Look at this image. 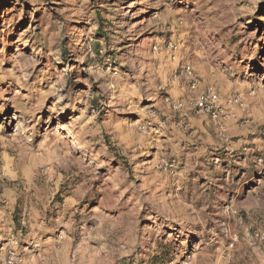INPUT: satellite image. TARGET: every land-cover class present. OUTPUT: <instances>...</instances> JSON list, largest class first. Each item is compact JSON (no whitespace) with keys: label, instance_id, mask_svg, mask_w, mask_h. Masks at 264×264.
Returning <instances> with one entry per match:
<instances>
[{"label":"clouds","instance_id":"obj_1","mask_svg":"<svg viewBox=\"0 0 264 264\" xmlns=\"http://www.w3.org/2000/svg\"><path fill=\"white\" fill-rule=\"evenodd\" d=\"M68 2L73 3L74 0ZM144 2L148 3V0ZM173 2L174 0H155L156 7H164L159 18L172 17L169 22L177 25V36L171 49L164 51L162 41L156 44V48L163 51V60L154 51H144L142 48H130L123 55L114 56L117 64L115 68L109 64V57L101 60L97 52L101 55L105 52L120 53L121 48L118 46L130 38L128 33L132 31L131 28L125 31L123 24L104 15L101 11L104 7L102 0L96 11L100 12L105 23L113 20L114 24L104 37L94 38L101 21L97 18L96 11H93L86 21L90 25L86 30L65 31L64 24H57L54 36L48 40L39 39L38 42L47 52L42 51L37 56L48 55L52 58L48 70L36 72V65L40 61L33 59L27 65L31 71L21 70L23 74L19 79L22 87L28 89L40 103L23 108V123H18L14 134L0 135V171L8 159H11L17 172L22 173L26 157L52 161V167L57 174L74 164L83 172V183H77L62 193L65 199L81 200L91 190V181L99 180L100 190L104 192L109 203L118 202L125 192L131 191L135 194L137 209L145 203L153 205L158 212L161 205L167 207L169 211L161 214L181 225L177 231L186 237L194 234L190 240H181L179 235L175 237L172 241L173 251L167 255V264H221V261L223 264H264V176L257 177L260 181L259 187L253 184L250 188L242 187L240 182L221 186L211 177L203 188H190L187 184V173L195 166L193 157L205 153L207 148L199 143V139L195 149L186 142L181 147V134L188 131L190 117L195 116L199 120L205 111L201 109V112H194L197 103L206 102L207 111L215 106L210 94L213 85H206L208 91L200 90L194 65L218 60L221 53L214 47L209 48L207 38L201 39L200 36L196 37L198 44L193 49L186 39L189 32L184 30V21L176 20L171 9ZM89 4L90 0H82L79 7L64 9L65 21L74 16L82 17L84 11L89 9ZM197 19L191 18L188 28L200 33L206 32L208 29L204 22L197 23ZM47 35L45 30L42 36ZM65 37L66 45L63 43ZM148 47L151 48V45ZM193 52L201 53L202 59L197 60ZM213 52L216 53L215 56ZM62 59L78 60L79 63L63 67L57 64L61 70H54L53 61L60 62ZM220 63L222 61L215 65L217 75L231 79L232 71L221 70ZM160 64L164 65L163 78L159 75ZM121 66L127 72H121ZM79 84L86 85V90L77 88ZM161 88L168 93L166 97L160 94ZM219 91V87H216L217 94ZM239 91V86H235L232 95L235 96ZM256 91L264 94V88L259 86H256ZM49 96L55 97L51 111L59 113L70 108L74 115H78L66 127L58 125L54 129H44L41 132L35 129L33 120L36 111ZM81 104L83 107L78 108L77 105ZM101 112L104 113L103 117H100ZM129 112L136 113L138 119L122 115ZM227 115L226 111L217 107L212 113V120L207 121L206 117L205 120L220 132L221 117ZM176 116L180 117L179 122L174 119ZM61 128H65V131L62 132ZM161 136L167 139L161 141ZM223 139L225 137L222 135L217 136V142ZM97 145L100 146L99 149ZM149 147L161 149L151 168L136 163V158L146 153ZM185 149L189 151L186 152ZM102 156L106 157V161L100 159ZM118 156L121 158L120 166L113 169L111 162ZM124 160L128 162V167L124 166ZM170 160L172 163H167ZM185 161L188 162L187 165L181 168ZM101 167L108 169L107 174L99 173ZM248 167L250 170L259 168L264 172V162H252ZM47 171V165L36 169L34 177L42 178L46 182ZM154 171L159 172L160 178L157 182L146 183L144 186L136 183L137 179H145L144 173L148 174L150 180ZM25 184V178L21 175L18 184L13 187L19 188ZM24 191H27V187ZM165 192L171 195L165 196ZM17 194L20 195L19 192ZM241 201L252 205L250 220L246 223L233 214L234 207L241 206ZM150 214L151 209L146 212V215ZM0 218L7 220V217ZM91 219L88 211L75 206L64 208L54 205L53 219L47 224L41 221L34 225L32 233L26 238L27 243L33 246V252L20 249L18 241L23 237L13 236L11 229L5 227V235H0V239H9V244L0 249V264H79L75 251L71 258L67 253L72 250L78 228ZM163 227L162 222L156 225L153 235H149L147 239L142 238V243L149 246L145 251L151 250V243ZM253 227L256 228L254 234L249 231ZM50 230H53V236L44 240L42 233ZM81 236L87 238V229ZM176 241L180 243L177 244ZM189 242L197 245L195 257L185 254V246ZM215 245H218V251L215 247H210ZM160 254H165L163 248L160 249Z\"/></svg>","mask_w":264,"mask_h":264},{"label":"rangeland","instance_id":"obj_2","mask_svg":"<svg viewBox=\"0 0 264 264\" xmlns=\"http://www.w3.org/2000/svg\"><path fill=\"white\" fill-rule=\"evenodd\" d=\"M81 2L82 0H74L73 3H69L68 0H0V129H2L0 135L14 134L18 123H23V108L40 103L28 89L22 87L19 79L23 74L21 70L31 71L27 65L33 59L40 61L36 65V72L48 70L52 58L48 55L37 56V53L47 52L38 40H48L54 36L57 24H64L65 31L71 29L73 32L90 27L86 21L91 13L99 8L101 0H90L89 9L84 11L82 17L74 16L68 21L64 19L66 14L64 9L77 8ZM102 3L104 7L101 11L105 16H110L116 23L123 24L125 31L129 28L132 31L128 33L130 38L125 39L118 46L121 48L120 53L105 52L101 55L97 52L101 60L103 57H109V64L115 68L117 64L113 57L123 55L130 48L151 50L159 59H164L163 51L157 49L156 44L162 41L164 51L171 49L177 36L175 31L177 25L169 22L172 17L159 18L164 11L163 5L156 7L155 0H148V3L144 0H102ZM171 9L175 13L176 20L184 21V30L189 32L186 39L193 49L198 44L196 37L200 36L201 39L207 38L209 48L214 47L221 53L218 60L194 65V71L200 81V90L208 91L206 85L209 84L213 85L211 90L215 92L216 87H219L218 94L222 102H225L232 96L234 87L238 85L240 91L236 95L242 96L245 101L244 108L237 106L226 108L228 113L226 133L225 136L222 135L225 139L220 142H217L220 132H217L210 123H206L205 117L207 121H211L209 116L201 114L199 120L195 116L189 118L188 131L181 134V147L186 142L195 149L199 139V143L205 145L207 151L193 157L195 166L187 173V184L190 188H203L211 177L221 186L225 183L240 182L244 188H250L253 184L259 187L260 181L257 177L264 176V172L259 168L250 170L248 164L264 162V144H261V141H264V94H258L256 91V86L264 88V0H174ZM96 15L101 23L94 38L100 39L114 24L113 20L105 23L99 11H96ZM193 17L198 18L197 23L203 21L208 30L200 33L195 29H189L188 24ZM45 30L48 35L42 36ZM63 43L67 44V37ZM149 45L151 48L148 47ZM192 54L197 60L202 59L201 53ZM213 55L215 56L216 53L213 52ZM220 61H222L221 70L232 71L231 79L217 75L215 65ZM76 63L79 61L62 59L60 62L53 61L52 67L60 71L61 68L57 64L63 67ZM160 68L159 75L163 78L164 65L160 64ZM120 70L127 72L122 66ZM86 87L82 84L77 85L80 89L86 90ZM160 94L165 97L168 95L163 88ZM54 103L55 97L49 96L36 111L33 120L36 130L42 132L44 129H54L58 125L66 127L78 115V113L74 115L70 108L59 113L53 112L51 109ZM77 107L82 108L83 105ZM193 111L197 112L196 108ZM103 115L104 113L101 112L100 117ZM122 115L137 117L134 112ZM100 117L97 119L100 120ZM174 119L179 122L180 117L176 116ZM253 121L256 123L253 124ZM61 131H65V128H61ZM160 139L163 141L167 137L161 136ZM96 147L99 149L100 146ZM244 149H253V151H244ZM160 150V147H149L146 153L136 158V163L151 168L156 163ZM185 151L189 150L185 149ZM77 156L79 157V154ZM100 159L106 161V157L102 156ZM120 162L121 158L118 156L117 159L112 160L111 167L113 169L119 167ZM123 163L128 167L126 160ZM167 163L171 164L172 161ZM187 163L185 161L181 164V168ZM45 165L48 166L46 182L42 178L34 177V170ZM98 171L103 175L107 174L108 169L101 167ZM21 175L25 178L26 184L14 188ZM82 176L83 172L78 165L70 164L57 174L56 169L52 167V161L39 157L36 159L26 157L23 171L18 173L14 162L8 159L0 171V217H7L6 221L0 218V235H5L3 232L5 227L11 229L13 236L23 237L18 241V247L33 252V246L27 243L26 238L32 233L34 225L40 224L41 221L47 224L53 219L54 205L64 208L75 206L88 211L92 216L86 225L78 228L72 250L67 253L71 258L75 251L79 257V264H153V261L155 264H167V255L173 251L172 241L175 237L179 235L181 240H190L194 235L189 234L186 237L178 232L181 225L176 220L167 219L161 214L169 211L163 205L159 212L153 205L147 203L137 209L135 194L131 191L125 192L118 202L109 203L105 199L104 192L100 190L99 180L91 181V190L81 200L65 199L62 193L77 183H83ZM144 176L145 179H137L138 185L154 184L160 178L159 172L155 171L150 180L147 173H144ZM25 187H27L26 192ZM18 192L20 195L17 194ZM164 195L169 196L171 193L165 192ZM240 205L234 207L233 214L246 223L250 220L249 212L252 205L247 201H241ZM150 209L151 214L146 215ZM162 222L164 227L159 230V234L151 243V250L145 251L149 246L142 243V238L147 239L149 235H153L156 225ZM85 229H87V238L81 236ZM249 231L254 234L256 228L253 227ZM52 236L53 230L42 233L44 240ZM176 243L179 244L180 241ZM8 244L9 239H0V249ZM210 247L219 250L218 245ZM161 248L165 251L164 255L160 254ZM185 248L186 255L196 256L197 245L189 242Z\"/></svg>","mask_w":264,"mask_h":264},{"label":"built area","instance_id":"obj_3","mask_svg":"<svg viewBox=\"0 0 264 264\" xmlns=\"http://www.w3.org/2000/svg\"><path fill=\"white\" fill-rule=\"evenodd\" d=\"M210 94L212 95V103L213 105H215L211 111H207V103L204 101H200L199 103L196 104V110L197 112H201V109H205V111L203 112V114L209 116L212 120V113L215 112L217 110V107L219 109H222L224 111H226L228 107H241L244 108L245 106V101L243 99L242 96L240 95H235V96H230L228 97L225 102H222L221 97L219 94H217V92L210 90ZM228 118V116H222L221 120H222V127L220 130V134L225 136L226 133V119Z\"/></svg>","mask_w":264,"mask_h":264}]
</instances>
